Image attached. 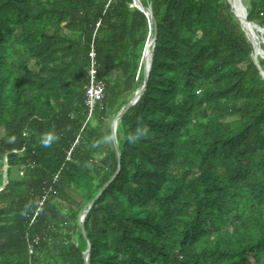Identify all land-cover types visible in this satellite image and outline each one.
Returning <instances> with one entry per match:
<instances>
[{"label": "trees", "instance_id": "obj_1", "mask_svg": "<svg viewBox=\"0 0 264 264\" xmlns=\"http://www.w3.org/2000/svg\"><path fill=\"white\" fill-rule=\"evenodd\" d=\"M141 1L156 46L119 161L113 142L91 145L143 84L146 13L0 0V264H86L79 215L117 170L85 217L90 264H264V58L229 0ZM243 2L264 27V0ZM92 46L106 89L88 117ZM138 120L149 135L130 144Z\"/></svg>", "mask_w": 264, "mask_h": 264}, {"label": "water", "instance_id": "obj_2", "mask_svg": "<svg viewBox=\"0 0 264 264\" xmlns=\"http://www.w3.org/2000/svg\"><path fill=\"white\" fill-rule=\"evenodd\" d=\"M232 10L233 12L236 14V16L239 18L243 28L245 29L244 26V20L243 18L240 16V14L237 12V5L232 1L229 0ZM134 5H136L138 8H140L142 11H144L146 13V15L149 18V23H150V32L145 44V48L142 51L143 55H142V59L141 62L142 64H144L148 57V52L150 53V63L149 66L146 68L145 64H144V80H143V84L141 85V87H139L133 94V96L129 99V101L121 108V110L116 114V116L114 117V119L111 122V135H114L117 137V128L120 119L122 118V116L127 113V111L130 109V107H132L142 96V94L144 93L146 86H147V82L149 79V74H150V70H151V64H152V58H153V54L155 50V46H156V38H157V31H158V27H157V19L154 15L153 12V8H152V3H149L148 5H144L143 2L141 0H134ZM238 5L242 8L243 12L245 13V21H247L248 23L253 24L256 29L258 30L257 32H254V38L250 37L247 30L246 34L248 35V37L250 38V40L253 43L254 46V53L252 55V58L254 60V62L258 65L259 68H261L260 64H259V60H258V56L264 58L263 52L264 49H262V43H264V27L259 25L257 22L253 21V20H249L248 19V11H247V7L246 5L243 3V0H238ZM152 31H153V36H152ZM262 36L261 38L259 36ZM152 39V42H150ZM261 74L264 76V70L261 68ZM117 155H118V159L119 161L121 160V154H120V148H119V143H118V138L116 140L113 141ZM7 167L8 164L5 163L4 166V183L2 185V187H4V185L7 183ZM119 169V168H118ZM118 172V170L115 172V174L105 183V185L101 188V190L97 193V195L94 197V199L89 203L88 207L84 208L80 215H79V225L81 228V232L83 233L84 237L87 239V247L86 249L83 251V256L85 258V262L86 264H90L89 262V257H90V248H91V242L87 236V232H86V228H85V217L88 214L89 210L91 209L96 197H99L100 194L103 192V190L110 184V182L113 180V178L115 177L116 173Z\"/></svg>", "mask_w": 264, "mask_h": 264}, {"label": "built area", "instance_id": "obj_3", "mask_svg": "<svg viewBox=\"0 0 264 264\" xmlns=\"http://www.w3.org/2000/svg\"><path fill=\"white\" fill-rule=\"evenodd\" d=\"M95 48L92 46L89 54L91 57V62H90V67H89V73H88V83L85 87L86 91H85V104L87 106L88 109V117H90L95 108H96V104L98 101H100L103 96H104V92L106 89V83L103 79H101L98 76V63L96 60V53H95ZM78 142V139L75 141V143ZM74 143V144H75ZM72 149L73 147H71L68 151H67V159H69L71 157V153H72ZM48 190H45V194L43 195V197L40 200L39 204H43V199H45L46 197V193ZM38 238L35 239V242H37ZM34 251V246L31 245L30 246V253H33Z\"/></svg>", "mask_w": 264, "mask_h": 264}, {"label": "clouds", "instance_id": "obj_4", "mask_svg": "<svg viewBox=\"0 0 264 264\" xmlns=\"http://www.w3.org/2000/svg\"><path fill=\"white\" fill-rule=\"evenodd\" d=\"M149 135V128L147 125H144L141 121L138 120V126L136 127L135 131L133 133H130L127 135L126 140L130 144H136L140 140L146 138ZM14 137L10 139L9 142H14ZM117 137L114 135L106 136L103 138L102 141L94 142L91 147L95 148L98 147L99 144H110L114 140H116ZM59 140V136L55 132H46L41 135V138L39 140V143L42 147L48 148L51 147L54 143H56Z\"/></svg>", "mask_w": 264, "mask_h": 264}, {"label": "bare ground", "instance_id": "obj_5", "mask_svg": "<svg viewBox=\"0 0 264 264\" xmlns=\"http://www.w3.org/2000/svg\"><path fill=\"white\" fill-rule=\"evenodd\" d=\"M234 1V3L237 5V12L240 14V16L243 18V20H244V26H245V24L247 25V29L248 28H252V29H254V30H256V31H258L257 29H256V27L253 25V24H251V23H248L247 21H245V13L243 12V10H242V8L238 5V0H233ZM236 1V2H235ZM239 8H240V10H239ZM253 31V30H252ZM252 38H254V37H252ZM147 57H148V59H147V61L144 63L145 64V67L147 68L148 67V62L151 60L150 59V53L147 55Z\"/></svg>", "mask_w": 264, "mask_h": 264}, {"label": "rangeland", "instance_id": "obj_6", "mask_svg": "<svg viewBox=\"0 0 264 264\" xmlns=\"http://www.w3.org/2000/svg\"><path fill=\"white\" fill-rule=\"evenodd\" d=\"M233 1V0H232ZM234 2V1H233ZM236 2V1H235ZM244 3V2H243ZM239 10H240V8H239ZM245 29L247 30V32H248V34H249V36L250 37H254V32L256 31V30H254V29H252V28H248L247 29V25L245 24ZM253 30V31H252ZM257 32V31H256ZM260 38L262 37L261 35L259 36ZM263 55H264V52H263ZM1 133H3V132H1Z\"/></svg>", "mask_w": 264, "mask_h": 264}]
</instances>
